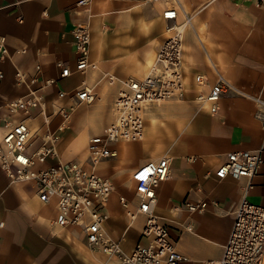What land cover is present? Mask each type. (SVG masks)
Segmentation results:
<instances>
[{
	"label": "crops",
	"instance_id": "1",
	"mask_svg": "<svg viewBox=\"0 0 264 264\" xmlns=\"http://www.w3.org/2000/svg\"><path fill=\"white\" fill-rule=\"evenodd\" d=\"M77 1L0 0V33L7 36L10 49L9 57L0 65L4 71L0 79V135L2 120L9 118L5 103L26 92L25 87L15 83L17 68L33 73L39 64L40 78L57 80L46 89L49 101L58 89H70L81 80L93 84L104 71L118 77H142L149 71L156 53L152 50L153 54H148L150 50H146L141 56V49L150 37L151 43L156 37L149 35V20L167 34L163 1L153 4L137 0L138 5L135 0H89L86 6L77 5ZM179 1L178 22L190 16V24L183 31L182 61L189 91L184 99L149 106L142 137L124 140L125 144L119 141L115 161L100 160L97 170L110 175L126 166L128 171L122 174L133 183L131 172L137 165L164 154L171 156L172 177L157 188L156 212L173 220L168 222L171 238L176 249L187 257L181 264H205L221 256L243 188L248 185L249 200L264 204V162L249 179L215 175L229 151L261 149L264 155V126L256 115L258 104L250 96L229 91L219 100V111L214 115L200 108L194 100L198 86L193 77L203 73L208 82L213 81L214 63L242 91L264 97V7L251 0ZM77 22H85L90 28V57L97 68L60 78L58 61L74 68L72 29ZM96 88L101 95L99 105L109 103V115L106 117L95 104L88 109L85 107L90 104L80 105L82 111L74 118L81 127L72 134V144L79 136L80 142L88 139L86 126L95 128L103 116L109 122L114 118L111 104L118 84L104 90L98 83ZM201 88L207 90L208 84ZM166 118L175 120L179 138L172 150H164L155 141ZM26 121L37 136L42 117L37 114ZM65 148V143L62 149L57 145L61 160ZM146 148L148 154L141 151ZM114 192L106 203L109 217L105 228L125 251H130L140 240L144 218L137 216L130 221ZM185 200L201 208L190 211ZM55 213L53 201L42 203L30 183H11L0 169V264H122L115 256L89 246L79 229L53 227Z\"/></svg>",
	"mask_w": 264,
	"mask_h": 264
},
{
	"label": "built area",
	"instance_id": "2",
	"mask_svg": "<svg viewBox=\"0 0 264 264\" xmlns=\"http://www.w3.org/2000/svg\"><path fill=\"white\" fill-rule=\"evenodd\" d=\"M161 1V0H148ZM264 7V0H251ZM89 0H78L77 5L86 6ZM162 17L170 25V32L159 43L150 72L143 77H118L104 71L93 84L81 80L70 89L60 88L47 106L46 89L56 83L53 77L40 78L41 66L36 64L33 73L17 68L15 83L26 88L23 95L5 103L9 118L4 119L0 135V169L11 180L30 183L38 199L56 207L53 227H74L80 230L86 243L115 256L122 264H181L187 257L176 249L175 241L169 231V218L156 212L157 188L172 177V158L164 154L156 159L146 160L131 172L134 187L131 203L120 195L119 201L127 211L128 217L142 216L144 222L140 240L130 250L125 251L118 240L110 236L105 225L108 220L106 203L114 185L112 180L97 170L100 160L113 156L116 148L111 144L124 140H135L142 136L145 111L151 105L169 99H184L189 91L185 80L183 61V31L178 23L180 15L179 0H163ZM22 21V18L18 19ZM75 63L72 69L58 61L59 77L66 78L73 73H85L96 69L97 64L90 57V28L85 22H77L72 29ZM10 49L5 34L0 33V65L9 57ZM215 77L208 82L206 75H194V100L200 108H206L212 115L219 111V100L229 91L253 97L257 104L256 115L264 126V97L245 93L233 84L212 63ZM4 71L0 66V79ZM101 83L104 90L118 84L111 104L113 120L102 130L92 135L87 144L84 161L56 160L53 144L55 132L64 120L82 104H92L100 99L96 88ZM208 84V89L201 88ZM37 109V113L33 111ZM40 115L45 129L40 134V142L32 134L27 118ZM22 115V117L20 116ZM53 115L61 117L57 129L51 130ZM52 131V134L48 135ZM264 162L261 149H236L229 151L215 169L218 178H252L260 164ZM143 175L144 179L140 176ZM248 185L236 207L233 224L223 245L221 256L208 260L205 264H262L264 263V204L247 198ZM188 210L201 208L196 203L184 201Z\"/></svg>",
	"mask_w": 264,
	"mask_h": 264
},
{
	"label": "rangeland",
	"instance_id": "3",
	"mask_svg": "<svg viewBox=\"0 0 264 264\" xmlns=\"http://www.w3.org/2000/svg\"><path fill=\"white\" fill-rule=\"evenodd\" d=\"M156 2H159V1H152L153 4L156 3ZM149 21H150L149 22L150 23V27L148 26L149 27V35H152V34L155 35L156 34V37H155V39H153L154 43L150 42V39L153 38V36L149 38V42L146 44L145 47H142V49H141V56H143V52H146V50L147 51L150 50L148 52V54L149 53L153 54V51L156 53V50H157V47H158L159 43L167 35V34H165L164 28H162L160 30L157 27V24L155 23L154 20H149ZM142 32H144V31H142ZM53 99H51V101H49L47 99V104H48L47 106L49 107V109H50L51 102H52ZM172 101H176V100L172 99ZM93 104H95V107H97V109H101L102 113L106 117H108V115H109V113H108V110H109L108 105H109V103H107V104L106 103L105 104L102 103L100 105H99V102L92 103L90 105H87L85 107V109L90 108ZM101 105H102V107H100ZM152 109L153 110H157L158 112L160 110V108H152ZM79 110L80 109L77 108L73 112V114L68 118V120H66V125H65L66 127H65L64 130L58 129L55 132V135L58 136L57 139H56V143H57L59 149H62L63 143H65V145L67 146V148L63 149L65 152L63 151L64 155L62 157V161H69V160L75 161V160H78V159L80 161H84L85 156L87 155V144H88V141H89V138L91 137V135L99 133L100 131H102L110 123L109 120H107L106 117L103 116L104 118H103L102 122L98 121L95 128H93L92 126H86V128L88 127L87 129H89L88 130L89 131V135H88V137H87L88 139L86 141L80 142V138H82V137L79 136V137H77L78 141L76 140L77 142H74V144H72L71 143V141L73 139L72 134H74L75 130H77L78 127H81V126L78 125V123H76V121H77L76 119L77 118L76 119L74 118L75 117L74 115H76L80 111H82V110H80V111ZM37 112H38L37 109H35L33 111V114H36ZM148 114H149V112L146 113L145 118L147 117ZM201 116H204V114H201ZM4 119H6V118H4ZM4 119L2 120L1 126H2V124L4 122ZM61 120L62 119H61L60 116L53 115L52 119H51V122H50L51 130L57 129V125L61 122ZM146 120H147V118L145 119V122H146ZM38 125L40 126V128L38 130H36V133H37V136H38V137L37 136L36 137H37V142H40V134H42L43 130L45 129V127L43 125V120L40 121ZM76 125H78V126H76ZM169 127H172V128L169 129ZM176 134L177 133L175 132V120H172L170 118H166L164 120V122L162 123V127L160 128L158 137L156 138L155 141L158 142L159 145L163 146L164 150H166L167 148H168V150H172L173 147H174L173 149H175V143L177 144V142H179V138H176ZM118 143H119V141L118 142H114V143L111 144V146L119 148V144ZM156 148H158V147H156ZM141 151H144L145 154L149 153L148 148H146L145 150H141ZM152 154H154V153H152ZM114 157L115 156L107 157L106 160H110L111 162H114L115 161ZM56 160H57L56 158H49L48 162H55ZM133 162L131 163L130 166H133ZM103 163H104V161H102V164ZM130 166H129V168H130ZM123 169H124V171H123ZM123 169L120 170L119 168H116V170L113 171L112 174L106 175L112 180V183L114 185L113 189L115 191L114 192L115 193V197H116V199L118 200L119 203H120V201L118 199L119 195L126 196V198L129 201L132 200L131 199V197H132V189L134 187V184L130 183V181L127 179V177L126 176L124 177V175H123L124 173L126 174L128 169L126 170V166ZM21 182L22 183H27L25 181H21ZM121 183H123V184H121ZM133 201H134V199H133ZM120 204H122V203H120ZM122 206H124V205L122 204Z\"/></svg>",
	"mask_w": 264,
	"mask_h": 264
},
{
	"label": "bare ground",
	"instance_id": "4",
	"mask_svg": "<svg viewBox=\"0 0 264 264\" xmlns=\"http://www.w3.org/2000/svg\"><path fill=\"white\" fill-rule=\"evenodd\" d=\"M161 1H163V0H161ZM135 3L134 4H136V3H138V5H140V3L137 1V0H135L134 1ZM164 3V2H163ZM255 5L256 6H258L256 3H255ZM180 7H181V5H180ZM259 7V6H258ZM181 10V9H180ZM162 19H163V17H162ZM164 20V19H163ZM190 16L189 17H186L185 18V21L183 22V23H181V22H178V23H181L182 25H183V27H184V30H185V28L190 24ZM165 22V21H164ZM166 24V31H167V34L170 32V25H172L173 24V22L171 21V23H165ZM152 61H153V59L151 58L150 59V62L152 63ZM154 62V61H153ZM153 64V63H152ZM151 67H152V65L150 66V68H149V71L147 72V73H149L150 72V69H151ZM146 73V74H147ZM145 74V75H146ZM143 77V76H142ZM99 100H101V96H100V99ZM68 120V119H67ZM145 123V122H144ZM66 125V120H64L62 123H61V125L58 127V129H60V130H64L65 129V126ZM143 131H144V128H143ZM33 134V133H32ZM50 134H52V131L50 130V133H48V135H50ZM142 135H143V133H142ZM142 137V136H141ZM140 137V138H141ZM139 138V139H140ZM135 140H138V139H135ZM135 140H128V141H135ZM122 143H126V142H122ZM54 146H53V150H55V153H56V159H58V160H61L60 158H59V155H58V152H57V143L56 142H54V144H53ZM116 148V147H115ZM113 156H117V148H116V153H115V155H113ZM8 178V177H7ZM9 179V178H8ZM9 181L11 182V183H15V182H21V181H16V180H11V179H9ZM114 192V189H113V191L109 194V197H110V195L112 194ZM109 199V198H108ZM40 201V200H39ZM42 202V201H41ZM42 203H45V202H42ZM48 203H50V202H48ZM126 211H127V209H126ZM137 216H135L134 218H131V217H128L129 219H130V221H132V220H134L135 218H136ZM2 224H3V222L2 221H0V226H2ZM105 230H106V228H105ZM107 232V231H106ZM108 233V232H107Z\"/></svg>",
	"mask_w": 264,
	"mask_h": 264
},
{
	"label": "snow or ice",
	"instance_id": "5",
	"mask_svg": "<svg viewBox=\"0 0 264 264\" xmlns=\"http://www.w3.org/2000/svg\"><path fill=\"white\" fill-rule=\"evenodd\" d=\"M140 178H141V179H144V176H143V175H141V176H140Z\"/></svg>",
	"mask_w": 264,
	"mask_h": 264
}]
</instances>
